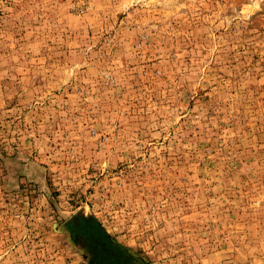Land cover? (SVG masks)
Wrapping results in <instances>:
<instances>
[{
    "label": "rangeland",
    "instance_id": "374dc122",
    "mask_svg": "<svg viewBox=\"0 0 264 264\" xmlns=\"http://www.w3.org/2000/svg\"><path fill=\"white\" fill-rule=\"evenodd\" d=\"M113 254L264 264V0H0V264Z\"/></svg>",
    "mask_w": 264,
    "mask_h": 264
},
{
    "label": "bare ground",
    "instance_id": "6f19581e",
    "mask_svg": "<svg viewBox=\"0 0 264 264\" xmlns=\"http://www.w3.org/2000/svg\"><path fill=\"white\" fill-rule=\"evenodd\" d=\"M76 229H77V227H76ZM96 229V228H95ZM94 231V230H93ZM95 232V231H94ZM87 236H89V235H87ZM89 239V241L91 240L95 245H96V247H97V249L100 247V245H99V243L98 242H96L97 240H92L91 238H90V236L88 237ZM99 239V238H98ZM90 241V242H91ZM91 242V243H92ZM92 243V244H93ZM107 249H110V248H107ZM103 250V249H102ZM113 252V251H112ZM97 254V253H96ZM112 256V259H109V264H129L130 262L129 261H131V259H127V258H121L120 260H116L115 261V263H114V260H115V258H116V255L115 254H113V255H111ZM110 256V257H111ZM106 257V256H105ZM117 259H118V257H117Z\"/></svg>",
    "mask_w": 264,
    "mask_h": 264
},
{
    "label": "flooded vegetation",
    "instance_id": "af4514ba",
    "mask_svg": "<svg viewBox=\"0 0 264 264\" xmlns=\"http://www.w3.org/2000/svg\"><path fill=\"white\" fill-rule=\"evenodd\" d=\"M78 228H80L79 226H78ZM80 230H81V228H80ZM89 239V238H88ZM100 260V259H99ZM101 262V261H100ZM107 264H109V262H106ZM102 264H105L104 262H102Z\"/></svg>",
    "mask_w": 264,
    "mask_h": 264
}]
</instances>
